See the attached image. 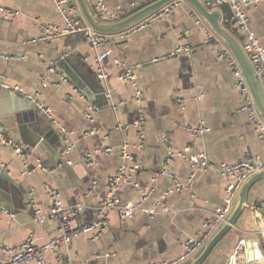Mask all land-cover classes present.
<instances>
[{"label":"crops","instance_id":"crops-1","mask_svg":"<svg viewBox=\"0 0 264 264\" xmlns=\"http://www.w3.org/2000/svg\"><path fill=\"white\" fill-rule=\"evenodd\" d=\"M58 1H63L62 6ZM178 1L181 6L168 17L128 38L111 34V43L95 50L75 34L29 42L39 35L41 23L51 22L63 28L68 12L73 14L79 9L77 0H0L1 5L21 12L14 20L0 18V75L4 74L12 86L7 89L0 85V134L15 140L24 153L0 146V247H17L29 236L41 245L57 234V219L38 223L34 213L33 203L45 210L53 202L46 184L60 192L66 208L83 205L73 218L74 225L97 220V207L107 193L108 179L121 163L118 146L125 140H137L133 126L127 131L117 129L120 123L131 124L138 110L133 101L134 87L119 81L114 57L138 67L146 112V146L138 153L133 150L141 169L133 184L120 188L123 202L136 203L142 198L141 188H153L152 198L144 205L152 208L174 185L173 179L186 183L194 170L179 156L169 164L173 178L162 175L168 150L178 152L186 144L204 151L217 164L236 163L249 152L256 166L264 168V143L257 138L248 113L241 110L244 96L236 87L228 63L218 59L215 44L205 41L206 31L213 32L231 51L257 108L264 95L262 87L261 98L259 88L249 80L254 68L239 47L243 48V34L234 17L227 19L228 13L223 10L221 23L236 44L224 41L189 2ZM201 1L209 9L217 7L213 0ZM69 2L74 6L69 8ZM105 2L111 9L121 8L123 17L147 4L146 0ZM246 11L264 46V0ZM73 17L89 26L82 13ZM185 43L191 47L188 54L169 56ZM102 50L111 51L103 61L109 73L106 81L98 77L95 68L96 56ZM55 61L69 77L68 83H61L60 87L52 85L60 82L62 76L51 70ZM15 85L24 91L15 90ZM75 90L86 96L75 94ZM67 94L74 97L68 98ZM181 99L185 100L184 105ZM37 101L52 108L53 119L34 105ZM89 112L94 116L92 123L86 118ZM200 125L208 130L199 137H192L185 130L186 126ZM93 126L99 132L86 135ZM66 145L71 146L69 153H64ZM101 145L114 150L109 155L97 154L96 163L87 166L86 154ZM39 163L45 169L39 168ZM224 183L218 170L198 171L193 194L174 192L163 200L169 212L159 210L152 217L141 211L122 220L120 211L114 210L110 212V225L100 238H93V233L81 234L62 246L63 263L152 264L175 259L183 253L187 240L200 236L204 223L223 203ZM248 203L249 208L204 264H229L242 240L258 241L255 213L259 211L264 216V179L251 188ZM9 258L8 252L0 251V260ZM46 259L55 262V252H47ZM262 260L260 257L250 264H264Z\"/></svg>","mask_w":264,"mask_h":264},{"label":"built area","instance_id":"built-area-1","mask_svg":"<svg viewBox=\"0 0 264 264\" xmlns=\"http://www.w3.org/2000/svg\"><path fill=\"white\" fill-rule=\"evenodd\" d=\"M89 5L93 8L95 15L102 21L115 22L120 20L123 16L122 9L116 8L111 9L106 4L105 0H87ZM150 2L155 0H149ZM260 0H217L218 3L227 2L230 4L233 11V17L237 25L238 30L244 36L243 49L251 62L257 77L261 83L263 95H264V46L261 44L259 37L251 25V17L246 11L247 8L256 6ZM62 6L63 1H58ZM143 2V0H142ZM139 2H136L137 4ZM134 5V4H133ZM181 6V2L176 0L165 5L159 9L156 13L152 14L146 20L133 26L132 28L118 33V36L122 39L128 38L129 36L136 34L142 30H145L151 26L154 22L168 17L172 14L176 8ZM71 8V7H69ZM69 11V9L67 10ZM71 10L68 12L66 18V25L60 28L57 24L51 22L41 23L39 25V35L32 40L30 43L37 41H51L59 38L60 36L81 34L83 40L90 44L95 50H99L105 45L111 43L110 36L103 33L94 31L89 26H84L80 21L73 17ZM20 11L9 8L0 4V18L5 20H14L20 15ZM74 13V12H73ZM197 24L201 26V22L197 21ZM205 41L208 43H214L218 50V59L225 60L231 70L232 75L235 77V84L238 90L244 96V104L241 110L248 113V120L253 126V130L257 138L264 143V120L259 114L253 100L250 96L249 88L245 82L242 74L241 67L233 56L231 51L225 47V45L219 41L213 32L206 31ZM191 51L189 44H180L175 48L169 56L188 54ZM111 54L110 50H102L96 56L95 68L98 77L106 81L109 73L103 66V61ZM12 59V57H9ZM115 65L119 69L118 79L123 83H130L134 87L133 101L137 105L138 115L132 121V123H120L117 125V129L127 131L133 126L136 129L137 140L132 143L125 140L121 145L118 146L120 151L121 163L118 166L117 172L110 176L107 184V193L102 198L100 204L97 207V220L91 224H85L76 226L73 223V218L76 217L82 210V204H76L71 208H66L61 199V194L58 190L51 188L48 184L45 187L48 189L53 202L47 209H42L33 203L34 213L36 215V221L43 223L47 218H55L59 222L57 234L45 242L44 244H37L32 237H27L20 245L14 248H3L0 247L1 252H8L10 258L7 260H0V264H64L63 263V249L62 246L68 244L73 238L81 235L93 233V238H100L106 229L110 225V212L119 210L122 220L133 217L137 212H146L152 217L163 210L169 212V209L163 206V200L171 193L174 192H190L193 194L194 180L196 172L207 170H218L225 180V198L223 203L212 213V218L204 223L203 230L200 236L196 239H189L184 244V251L177 258L172 260H163L152 264H184L188 260L192 259L209 237L218 229V227L226 220L227 216L233 209L235 200L248 177L258 170L253 157L249 152H246L243 158L236 163H214L204 151H198L192 144H186L183 148L174 152L168 150V156L166 159V165L162 170V175H168L173 178L169 171V164L175 158L179 156L187 161L194 172L186 183L181 182L177 178L173 179L174 185L165 191L162 196L156 201L152 208H146L145 202L152 198L154 194L153 188H141V200L136 203L123 202L119 196V190L123 185L133 184L135 176L141 169V162L137 159V156L133 152L135 149L138 152L143 151L146 142L147 135L145 130L146 125V112L143 105V91L140 87L137 66L131 65L123 60L121 57L113 58ZM51 70H55V67H51ZM61 81L52 83L54 87H60L61 83H68V78L61 76ZM0 85L4 88L10 89L12 86L7 82V78L4 74L0 75ZM43 85L46 87L48 84L45 82ZM14 89L17 91H24L20 85H15ZM75 94L85 97L84 92L78 90L74 91ZM27 95V93H25ZM68 98H73L74 94H67ZM29 99L32 100V96L28 95ZM31 97V98H30ZM181 104H185V100H180ZM36 107L41 110L48 118L53 119L52 108L44 105L42 102L37 101ZM86 118L89 122L94 121L93 113L89 112L86 114ZM185 130L192 137H199L207 132V127L200 126H186ZM99 132L98 128L93 126L86 135H95ZM6 145L12 147L17 154L24 155L23 149L15 140L0 134V146ZM71 150L70 145H66L64 153H69ZM114 150L112 146H99L96 150L89 151L85 156V163L87 166H92L96 163L95 156L99 153L109 155ZM26 164V163H25ZM39 168H44L43 164H38ZM256 223L258 226V241L255 242L252 239L242 240L236 247L234 253L230 258L229 264H250L246 243L251 241L254 245L256 260L260 257L264 261V216L259 211L255 213ZM52 251L56 254V261L49 262L46 259V253ZM254 261V262H255Z\"/></svg>","mask_w":264,"mask_h":264},{"label":"water","instance_id":"water-1","mask_svg":"<svg viewBox=\"0 0 264 264\" xmlns=\"http://www.w3.org/2000/svg\"><path fill=\"white\" fill-rule=\"evenodd\" d=\"M175 0H155L150 2L146 0L147 4L132 14L121 18L115 22H106L100 20L92 11L87 0H77L79 9L76 10L73 15L78 18L80 13L84 16L88 25L96 32L107 35L118 34L126 31L133 26L146 20L152 14L156 13L159 9ZM189 2L200 14L202 19L210 26V28L224 41L235 43L234 38L227 32L222 25L223 10L228 13L227 19L233 18V11L229 3H218L217 0H213V4L217 7L209 9L201 0H184ZM69 7H73L74 3L69 2ZM246 60L248 59L244 49L239 45ZM70 49V48H69ZM248 61V60H247ZM55 71L62 74V76L69 78L64 74L63 70L59 66L54 64ZM252 68V67H251ZM253 70V69H252ZM249 76V75H248ZM249 80L252 86H257L262 98V91L260 81L257 78L255 71H252V78L249 76ZM23 96V95H22ZM32 101V100H31ZM35 105V104H34ZM36 106V105H35ZM257 110L264 120V100L262 98V104L258 102ZM264 179V168H258L243 184L233 206L232 211L227 216L226 220L218 227V229L209 237L204 245L199 249L195 256L185 262L184 264H204L207 258L211 255L215 247L221 242L235 227L238 219L242 216L244 211L249 208L248 198L251 188L260 180ZM248 258L250 263H253L256 259L254 245L251 241L246 243Z\"/></svg>","mask_w":264,"mask_h":264},{"label":"trees","instance_id":"trees-1","mask_svg":"<svg viewBox=\"0 0 264 264\" xmlns=\"http://www.w3.org/2000/svg\"><path fill=\"white\" fill-rule=\"evenodd\" d=\"M75 35H77L80 39L83 40V36L81 34H75Z\"/></svg>","mask_w":264,"mask_h":264}]
</instances>
